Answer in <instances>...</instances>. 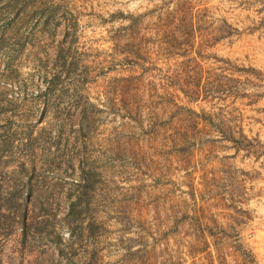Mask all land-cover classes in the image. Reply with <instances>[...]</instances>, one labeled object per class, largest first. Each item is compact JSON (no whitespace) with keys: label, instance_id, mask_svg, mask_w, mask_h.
Masks as SVG:
<instances>
[{"label":"rangeland","instance_id":"1","mask_svg":"<svg viewBox=\"0 0 264 264\" xmlns=\"http://www.w3.org/2000/svg\"><path fill=\"white\" fill-rule=\"evenodd\" d=\"M0 264H264V0H0Z\"/></svg>","mask_w":264,"mask_h":264},{"label":"trees","instance_id":"2","mask_svg":"<svg viewBox=\"0 0 264 264\" xmlns=\"http://www.w3.org/2000/svg\"><path fill=\"white\" fill-rule=\"evenodd\" d=\"M246 70L256 71V69H254L253 67H251L250 69H246ZM226 137L235 143L238 150L242 149V146H244L245 142H247L248 144H251V140L244 132H241L238 137L233 132H230L226 134Z\"/></svg>","mask_w":264,"mask_h":264}]
</instances>
